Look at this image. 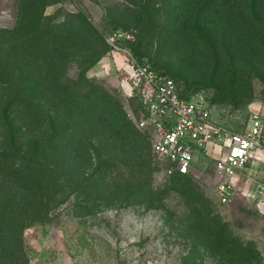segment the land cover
<instances>
[{"label": "rangeland", "instance_id": "rangeland-1", "mask_svg": "<svg viewBox=\"0 0 264 264\" xmlns=\"http://www.w3.org/2000/svg\"><path fill=\"white\" fill-rule=\"evenodd\" d=\"M43 17L54 25L86 18L96 33L71 35L63 28L66 36L55 45H45L43 37L26 45ZM117 28L134 30L137 53L185 86V95L205 99L223 125L243 129L254 108L264 116V0H5L0 58L12 59L6 63L19 83L17 94L35 99L39 121L56 118L53 128L68 129L77 114L79 123L87 121L79 148L98 145L89 116L97 105L85 100L90 87L106 89L129 118L139 114V104L120 89L103 39ZM8 29L14 30L12 41L3 43ZM24 81L32 83L31 91H25ZM84 153L76 159L77 186L62 171L65 160L53 164L64 189L45 209L32 206L22 215L19 250L8 256L0 245V264H264V199L241 195L221 203L212 157L198 156L190 176L169 178L148 153L149 168L121 166L104 182L95 158L87 161ZM137 176L160 195L175 181L190 184L202 195L197 207L209 213L216 243L199 237L193 205L174 189L163 194L160 206L116 195L113 185ZM250 186L264 198V166L254 170Z\"/></svg>", "mask_w": 264, "mask_h": 264}, {"label": "trees", "instance_id": "trees-1", "mask_svg": "<svg viewBox=\"0 0 264 264\" xmlns=\"http://www.w3.org/2000/svg\"><path fill=\"white\" fill-rule=\"evenodd\" d=\"M45 24L48 28L46 31ZM63 28L68 33L71 32V35H86L91 31L96 33L86 18H70L69 21L54 25L46 17H43V20L36 24L34 34L25 38V44L43 37L45 45L53 43L55 45L66 36V33L62 34L59 31ZM13 33V29L4 31L7 36L2 42L6 43ZM103 39L110 50L104 35ZM11 41L10 39L9 43ZM136 42L137 37L135 41L129 43L136 56L142 61H150L145 55L137 53ZM5 60L9 62L12 59L8 57ZM4 62V60L0 62V245L8 251V256H12L14 251L19 250L16 245L21 242L19 237L22 230V215L32 206L39 205L45 209L56 202V196L64 189L62 180L60 181L57 175L59 171L53 165L55 162L65 160L62 171L66 175L72 176L69 180L74 181L73 185L77 186L78 183L74 179L78 170L76 159L79 158L82 149L85 150L87 161H92L95 158V162L99 164L95 169H98L97 172H100L98 177H103L104 182L107 173L112 174L113 171L116 172L115 170L119 171L121 166H128L132 169L141 165L144 168H149V152L144 154V151L150 150L149 154H152V150L150 130L140 129L127 116V112L122 109V106L115 104V99L102 86H92L88 93H85V100H92L97 105L93 106V111L89 116L92 118L98 145L91 146L89 149L79 148L81 131H83L82 128H87V121L79 123L78 114L73 115L72 124L68 129L60 126L51 127L50 125L56 121V118L53 117L50 118L48 124L39 121L38 112L35 109V99L17 94L16 88L20 86L14 80L13 67L11 63ZM53 63H50V68ZM154 67L156 68V66ZM163 73L169 75L166 72ZM172 78L176 81L174 77ZM178 85L182 96L191 97L184 94L185 86ZM22 86L27 92L32 90V83L29 84V81H24ZM133 100L139 104L137 99ZM88 107L89 103H86L83 108L86 110ZM140 107L139 104V110ZM145 133L149 135V140ZM64 136H67V145L64 143ZM47 157L52 160L50 163L47 161ZM192 174L176 173L167 177L190 176ZM104 182L102 189L105 188ZM112 183L113 180L110 184L112 185ZM123 185L113 186L117 189L116 195L123 197L129 203L138 202L160 206L163 194L168 190L174 189L182 193L190 205H193L192 212L195 213V217H193L192 226L201 232L199 237L210 242L213 241L211 239L215 237V233L208 217L209 213L203 208L197 207L202 203V195L198 194L190 184L175 181L162 191L161 195L152 189L146 179L143 180L138 176L136 181L131 179L129 182H123ZM196 235L198 236V234ZM216 241L213 242L216 243Z\"/></svg>", "mask_w": 264, "mask_h": 264}, {"label": "built area", "instance_id": "built-area-1", "mask_svg": "<svg viewBox=\"0 0 264 264\" xmlns=\"http://www.w3.org/2000/svg\"><path fill=\"white\" fill-rule=\"evenodd\" d=\"M104 37L121 90L141 106L139 114L130 117L140 129L150 130L152 155L163 173L192 174L198 156L212 157L217 175L214 190L221 203L228 204L241 195L261 203L263 195L250 183L254 170L264 166L262 109H251L248 124L241 130L225 126L213 116L205 99L182 96L171 76L136 56L129 46L136 39L134 30L110 29Z\"/></svg>", "mask_w": 264, "mask_h": 264}, {"label": "crops", "instance_id": "crops-1", "mask_svg": "<svg viewBox=\"0 0 264 264\" xmlns=\"http://www.w3.org/2000/svg\"><path fill=\"white\" fill-rule=\"evenodd\" d=\"M5 3V0H0V6L2 5V4H4ZM51 264H64L63 262H61V261H55L54 263H51Z\"/></svg>", "mask_w": 264, "mask_h": 264}, {"label": "water", "instance_id": "water-1", "mask_svg": "<svg viewBox=\"0 0 264 264\" xmlns=\"http://www.w3.org/2000/svg\"><path fill=\"white\" fill-rule=\"evenodd\" d=\"M200 103V102H199Z\"/></svg>", "mask_w": 264, "mask_h": 264}]
</instances>
